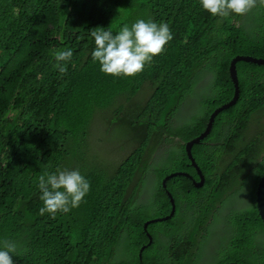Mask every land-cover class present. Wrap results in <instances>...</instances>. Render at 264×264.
Here are the masks:
<instances>
[{"label":"trees","instance_id":"obj_1","mask_svg":"<svg viewBox=\"0 0 264 264\" xmlns=\"http://www.w3.org/2000/svg\"><path fill=\"white\" fill-rule=\"evenodd\" d=\"M259 5L221 17L204 10L200 0H0V241L16 243L14 264H191L193 250L211 232V216L227 205L220 246H227L230 260L254 242L264 248L256 206L264 123L261 133L247 137L264 115V66L239 62V101L217 116L213 135L192 149L206 184L197 189L182 175L166 181L176 215L149 226L154 243L139 257L148 242L145 222L172 208L161 178L176 170L197 177L186 145L234 97L232 59H264ZM138 19L166 22L173 39L135 76L104 74L91 56L90 30L115 34ZM68 48L73 56L62 75L53 50ZM202 81L209 83L200 86ZM192 98L197 108L183 110ZM98 112L109 114L110 131L123 127L130 133L120 164L89 155ZM46 167L79 170L90 182L79 206L54 218L39 214L38 177ZM144 188L152 190L148 203L139 200ZM163 248L167 257L157 258L153 250ZM255 256L264 263L263 250Z\"/></svg>","mask_w":264,"mask_h":264},{"label":"clouds","instance_id":"obj_2","mask_svg":"<svg viewBox=\"0 0 264 264\" xmlns=\"http://www.w3.org/2000/svg\"><path fill=\"white\" fill-rule=\"evenodd\" d=\"M200 3L203 9L212 16L221 17H228L230 14L244 15L259 4V6H264V0H200ZM90 35L94 39L95 45L91 52L92 59L99 63L101 72L117 77H132L142 72L145 65L151 64L153 58L161 54L164 51V46L173 39L171 29L166 22L157 23L151 19L147 21L138 19L131 25L124 24L115 34L111 30L94 28L90 30ZM53 56L57 61L55 65L57 70L62 75L66 74L67 65L73 56L72 49L53 50ZM91 127L92 125L90 126L89 138L90 149ZM123 159L122 157L116 163L120 164ZM38 189L41 193L39 198L43 202L39 214L43 216L47 213L54 218L58 212L66 214L72 208L78 207L90 191V182L81 175L79 170L57 168L55 171H48L46 167L43 174L38 177ZM151 191L149 190L145 197L147 202ZM145 192L146 188H144L139 200ZM149 234L151 235V233ZM146 236L148 238V234ZM152 243L154 241L149 242L148 238L147 244L142 247L146 248ZM165 244L167 245L168 242ZM16 251L15 242L7 239L0 241V264H14L10 254H15ZM117 255L122 256L124 254L120 252Z\"/></svg>","mask_w":264,"mask_h":264},{"label":"water","instance_id":"obj_3","mask_svg":"<svg viewBox=\"0 0 264 264\" xmlns=\"http://www.w3.org/2000/svg\"><path fill=\"white\" fill-rule=\"evenodd\" d=\"M239 62H246V63H252L255 65H259V66H262V65L264 66V59H262V58L259 59V58H256L254 56L237 55L236 57H234L232 59L229 70H230V77H231L232 82H233L234 87H235L234 97L228 103H226L223 106H221L220 108H218L214 112V114L211 116L210 123H207L206 130L199 137L193 139L191 142H189L186 145V154L188 155V159L191 162V164L195 167L197 177H194L192 174H190L187 171L176 170V171L169 172V174L165 175L161 179V186L164 189L167 196L170 198L172 208H171V211H169L166 215L152 217L151 220H148L144 224V229H145V231H147L149 242H153V239H152V236L149 234L150 232L147 228H149V226L151 224L168 222V221L172 220V218L176 215V212H177V205H176L175 197L173 196L171 190H169L167 188L166 181L170 177L182 175V176L189 177L192 181L193 186H195L197 188H199V187L201 188L202 186L205 185L206 179H207L206 175L203 173L202 169L200 168L199 164L197 163L196 159L194 158L192 149H193V147L200 145L206 139H209L213 135V132H214L215 126H216L217 116L220 113H222L224 110L230 109L231 107L236 105L237 102L239 101L240 94H241L240 87H239L238 70H237V64ZM256 205H257V208L259 211V215L262 218V221L264 223V173L261 176V178L258 182V185H257ZM143 249L144 248L142 247L141 251H143ZM230 264H238V263H230Z\"/></svg>","mask_w":264,"mask_h":264},{"label":"rangeland","instance_id":"obj_4","mask_svg":"<svg viewBox=\"0 0 264 264\" xmlns=\"http://www.w3.org/2000/svg\"><path fill=\"white\" fill-rule=\"evenodd\" d=\"M206 81H202L200 83L201 86H204L207 83H209ZM207 93L209 94L211 93V88H207ZM202 95H203L202 93L200 92L198 93L197 104L199 103V99L202 98ZM195 103H196L195 99L193 98L190 99L188 102H186V107L183 108V110L187 111L191 107L197 108L196 105H194ZM108 116L109 114L107 112H98V114L95 116L92 122V127H91L90 156L95 157L97 161L103 164L116 163L118 160L124 157V155H126L130 150V146L123 141V139L127 140L130 137V133L126 130V128L123 127H111V130L114 131H110V128L107 124ZM261 123H264V115L254 120L251 126V130L247 136L248 138H253L256 135V133L262 132ZM156 162L158 163V159ZM153 173L156 174V170ZM148 191L149 190L146 189V192L140 199L141 202H145V197ZM150 196L151 195L148 196L147 198L148 200L150 199ZM242 201L243 200H238L236 201L235 204H240L242 203ZM156 212H157V207H154V209L150 212V214L154 216Z\"/></svg>","mask_w":264,"mask_h":264},{"label":"flooded vegetation","instance_id":"obj_5","mask_svg":"<svg viewBox=\"0 0 264 264\" xmlns=\"http://www.w3.org/2000/svg\"><path fill=\"white\" fill-rule=\"evenodd\" d=\"M201 86V84H200ZM192 109V107H191ZM191 163V162H190ZM192 165V164H191ZM194 167V166H193ZM195 168V167H194ZM229 210V206L227 205L223 211L216 209L213 215L211 216L210 225H211V232L210 234H204L207 237V241L203 242L200 246L196 247L193 250V254L191 256V264H230V263H238V264H251V262H255L256 264H264L260 258L255 256L257 252V248L259 250H263L264 248L259 245L260 242H254L251 247L248 248L247 251L239 250V258L230 260L228 256V248L226 245L220 246L223 242L222 240V233L221 229L223 228V222L225 220V214ZM184 229H181L179 233H182ZM147 235V234H145ZM152 235V234H151ZM147 237V236H146ZM153 237V235H152ZM166 240L167 238L163 236ZM148 240V238H147ZM154 241V239H153ZM167 243V242H164ZM153 244V243H152ZM151 244V245H152ZM148 245L146 248L140 249L139 257L142 259L143 253L145 250L151 246ZM235 246V245H234ZM153 254L156 255L157 258L164 259L167 257L165 252V248L160 251H154Z\"/></svg>","mask_w":264,"mask_h":264}]
</instances>
